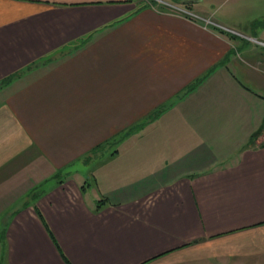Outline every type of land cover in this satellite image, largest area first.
<instances>
[{
    "label": "crops",
    "instance_id": "1",
    "mask_svg": "<svg viewBox=\"0 0 264 264\" xmlns=\"http://www.w3.org/2000/svg\"><path fill=\"white\" fill-rule=\"evenodd\" d=\"M191 12L0 0V264H264V55Z\"/></svg>",
    "mask_w": 264,
    "mask_h": 264
},
{
    "label": "rangeland",
    "instance_id": "2",
    "mask_svg": "<svg viewBox=\"0 0 264 264\" xmlns=\"http://www.w3.org/2000/svg\"><path fill=\"white\" fill-rule=\"evenodd\" d=\"M137 5L156 6L161 10H173L185 15L201 14L205 25L216 36L233 44L230 57L254 61V56L264 55V0H130ZM195 12V13H193ZM191 16V15H190ZM192 17V16H191ZM258 39L259 41H257ZM252 53V54H251ZM258 69L264 68L257 65ZM258 92V91H257ZM131 130V128H129ZM86 158V161H90ZM90 162L75 166L83 175H88ZM88 177V176H87ZM89 178H91L89 176ZM93 182V180H90ZM93 185V183H92ZM91 187V186H90Z\"/></svg>",
    "mask_w": 264,
    "mask_h": 264
},
{
    "label": "trees",
    "instance_id": "3",
    "mask_svg": "<svg viewBox=\"0 0 264 264\" xmlns=\"http://www.w3.org/2000/svg\"><path fill=\"white\" fill-rule=\"evenodd\" d=\"M145 7H147V5H142V7H140L139 9H143V8H145ZM212 70L210 69L206 74H204V76L203 77H201V78H199V79H197L195 82H193L192 84H190L189 86H188V88L183 92V94L182 95H185L187 92H189L190 90H192V89H194L195 88V86H197V84H199L210 72H211ZM18 75V73H15V74H12V75H10V76H8V77H6V78H4L3 80H2V83H7V82H9L10 80H12L15 76H17ZM181 96V95H180ZM179 95L177 96V97H180ZM105 147V144L104 145H100V146H98L97 148H96V151H101V150H103V148ZM37 209V208H36ZM37 212L40 214V216H41V218L43 219V216L41 215V213H40V211L37 209ZM52 235V234H51ZM52 238L55 240V238H54V236L52 235ZM55 242H56V240H55ZM63 257H64V259H65V261L68 263V264H71V262L66 258V256L63 254Z\"/></svg>",
    "mask_w": 264,
    "mask_h": 264
},
{
    "label": "built area",
    "instance_id": "4",
    "mask_svg": "<svg viewBox=\"0 0 264 264\" xmlns=\"http://www.w3.org/2000/svg\"><path fill=\"white\" fill-rule=\"evenodd\" d=\"M261 139H262V141H263V143H264V130H263V132H262V134H261Z\"/></svg>",
    "mask_w": 264,
    "mask_h": 264
}]
</instances>
